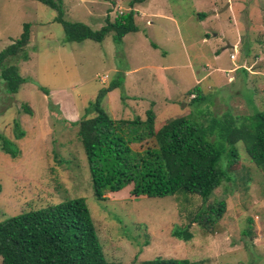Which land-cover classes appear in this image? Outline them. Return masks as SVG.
I'll use <instances>...</instances> for the list:
<instances>
[{"label": "rangeland", "instance_id": "1", "mask_svg": "<svg viewBox=\"0 0 264 264\" xmlns=\"http://www.w3.org/2000/svg\"><path fill=\"white\" fill-rule=\"evenodd\" d=\"M133 2L63 0L69 22L99 30L107 19L114 22L134 10L138 28L121 43L110 34L103 43L66 44L56 10L34 0H0V51L21 36L25 23L32 25L30 60L19 64L30 81L10 95L0 80V133L21 149L17 159L0 151V223L83 197L113 264L157 257L264 264V172L243 142L236 145L240 158L229 169L230 180L205 204L197 196L136 198L133 185L102 201L95 198L79 127L71 124L96 115L87 110L113 81L122 78V87L106 95L102 108L116 121L145 120L153 110L159 129L178 116L204 122L213 112L228 111L239 124L250 125L264 111V0ZM196 90L208 98L192 105ZM15 121L25 131L22 140H15ZM150 146H156L154 140L132 145L139 152ZM219 200L227 202V210L214 231L194 223L193 239L172 236L173 229L189 224L190 214Z\"/></svg>", "mask_w": 264, "mask_h": 264}, {"label": "trees", "instance_id": "2", "mask_svg": "<svg viewBox=\"0 0 264 264\" xmlns=\"http://www.w3.org/2000/svg\"><path fill=\"white\" fill-rule=\"evenodd\" d=\"M57 11L56 22L64 29L66 44L90 40L103 43L114 34L116 43L138 31L134 10L124 13L99 30L80 22L64 19L63 0H34ZM146 0H135L144 3ZM133 2L132 6L136 3ZM30 23H25L21 36L0 51V80L6 92L16 95L30 81L22 76L20 62L30 60L26 52L31 40ZM156 48L157 46L154 45ZM122 78L100 90L88 108L96 115L79 123L78 136L87 158L92 188L97 201L110 192H119L133 185L136 197L165 198L197 196L207 203L225 180L229 169L239 161L236 145L243 142L249 159L264 172V111L255 114L253 124H239V118L228 111L213 114L204 122L193 115L178 116L157 129L156 114L146 112V119L113 120L102 108L106 95L122 87ZM43 89V88H41ZM191 104H200L208 96L198 90ZM49 95V91H44ZM194 95L193 92L188 93ZM51 108L53 106L51 105ZM23 110L33 115L29 106ZM203 113V112H202ZM87 116V115H86ZM15 140H22L25 131L14 122ZM154 140L156 146L139 152L133 144ZM0 151L17 159L21 149L17 143L0 133ZM227 202L219 200L189 215V224L175 228L172 236L180 240L193 239L190 225L215 230L224 217ZM148 245V242H146ZM0 257L2 264H113L105 256L91 210L83 197L32 210L0 223ZM142 264H202L187 259L157 257Z\"/></svg>", "mask_w": 264, "mask_h": 264}, {"label": "crops", "instance_id": "3", "mask_svg": "<svg viewBox=\"0 0 264 264\" xmlns=\"http://www.w3.org/2000/svg\"><path fill=\"white\" fill-rule=\"evenodd\" d=\"M116 72H118V70H116ZM122 73H123V70L120 69V74H122Z\"/></svg>", "mask_w": 264, "mask_h": 264}, {"label": "water", "instance_id": "4", "mask_svg": "<svg viewBox=\"0 0 264 264\" xmlns=\"http://www.w3.org/2000/svg\"><path fill=\"white\" fill-rule=\"evenodd\" d=\"M230 48H233V47H230Z\"/></svg>", "mask_w": 264, "mask_h": 264}, {"label": "clouds", "instance_id": "5", "mask_svg": "<svg viewBox=\"0 0 264 264\" xmlns=\"http://www.w3.org/2000/svg\"><path fill=\"white\" fill-rule=\"evenodd\" d=\"M194 97H195V95H194Z\"/></svg>", "mask_w": 264, "mask_h": 264}, {"label": "built area", "instance_id": "6", "mask_svg": "<svg viewBox=\"0 0 264 264\" xmlns=\"http://www.w3.org/2000/svg\"><path fill=\"white\" fill-rule=\"evenodd\" d=\"M233 57V56H232Z\"/></svg>", "mask_w": 264, "mask_h": 264}]
</instances>
